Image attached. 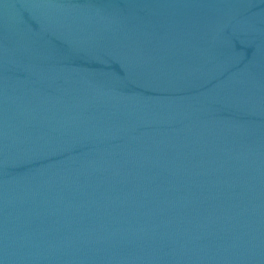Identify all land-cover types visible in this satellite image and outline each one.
<instances>
[{"label": "water", "instance_id": "95a60500", "mask_svg": "<svg viewBox=\"0 0 264 264\" xmlns=\"http://www.w3.org/2000/svg\"><path fill=\"white\" fill-rule=\"evenodd\" d=\"M0 264H264V0H0Z\"/></svg>", "mask_w": 264, "mask_h": 264}]
</instances>
